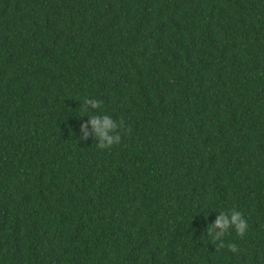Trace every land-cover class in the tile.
<instances>
[{"label": "trees", "instance_id": "1", "mask_svg": "<svg viewBox=\"0 0 264 264\" xmlns=\"http://www.w3.org/2000/svg\"><path fill=\"white\" fill-rule=\"evenodd\" d=\"M0 264H264V0H0Z\"/></svg>", "mask_w": 264, "mask_h": 264}]
</instances>
